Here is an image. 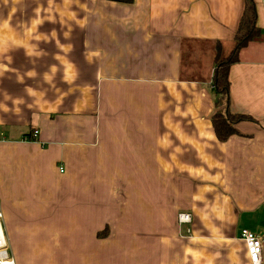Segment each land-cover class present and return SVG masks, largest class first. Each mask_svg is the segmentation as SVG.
<instances>
[{"label": "crops", "instance_id": "0c3cea01", "mask_svg": "<svg viewBox=\"0 0 264 264\" xmlns=\"http://www.w3.org/2000/svg\"><path fill=\"white\" fill-rule=\"evenodd\" d=\"M245 1L0 0V211L22 264H253L264 36L229 75L255 121L223 141L211 123L215 44Z\"/></svg>", "mask_w": 264, "mask_h": 264}, {"label": "trees", "instance_id": "16d2710c", "mask_svg": "<svg viewBox=\"0 0 264 264\" xmlns=\"http://www.w3.org/2000/svg\"><path fill=\"white\" fill-rule=\"evenodd\" d=\"M112 1V0H110ZM119 2H132L133 0H114ZM258 10L254 0H246L240 23L234 33V46L228 54H223L222 43L215 45L217 52L214 60V72L211 78L212 92L215 97L214 109L211 115L212 127L219 141L227 140L230 136L240 133L237 129V122L255 121L249 114L235 112L231 109V97L229 81L230 70L240 58L241 50L252 41H259L263 38L264 29L258 24Z\"/></svg>", "mask_w": 264, "mask_h": 264}, {"label": "built area", "instance_id": "2783aa9c", "mask_svg": "<svg viewBox=\"0 0 264 264\" xmlns=\"http://www.w3.org/2000/svg\"><path fill=\"white\" fill-rule=\"evenodd\" d=\"M38 136V130H33L32 134H28L23 137L25 141L36 139ZM6 136L0 131V139H5ZM178 220L181 224L190 225L193 222L192 213L189 211H181L178 214ZM187 232H191L190 227L187 228ZM240 239L245 242L247 246L250 259L253 264H263V250L261 237L259 234L248 228H242L240 233ZM9 241L6 238L5 229L3 226V211H0V264H16V260L10 255Z\"/></svg>", "mask_w": 264, "mask_h": 264}, {"label": "rangeland", "instance_id": "374dc122", "mask_svg": "<svg viewBox=\"0 0 264 264\" xmlns=\"http://www.w3.org/2000/svg\"><path fill=\"white\" fill-rule=\"evenodd\" d=\"M216 45V44H215ZM228 50V49H227ZM228 53V52H227ZM227 53H225V54H227ZM251 58H253L255 61H256V58L257 57H255V56H253V54H252V57ZM186 71H189L187 68H186ZM196 75L195 76H197V74L198 73H195ZM6 238H7V240L9 241V250H10V255L11 256H13L14 257V253L13 252H15V255L17 256V258H16V256L14 257L15 258V260H17V264L19 263V264H22V263H24V261H25V258H22V257H19V255H18V253H17V247H16V242H14L15 244H11V242H10V240H9V237H8V233H7V231H6Z\"/></svg>", "mask_w": 264, "mask_h": 264}]
</instances>
